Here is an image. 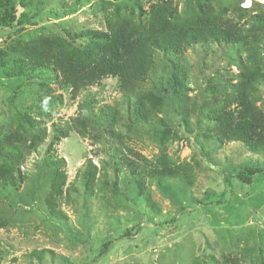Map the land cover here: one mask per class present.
I'll return each mask as SVG.
<instances>
[{
	"label": "rangeland",
	"instance_id": "obj_1",
	"mask_svg": "<svg viewBox=\"0 0 264 264\" xmlns=\"http://www.w3.org/2000/svg\"><path fill=\"white\" fill-rule=\"evenodd\" d=\"M161 3L182 17L210 4L225 9L247 47L156 51L152 72L128 98L106 78L72 99L52 74L22 68L42 45L82 50L85 31H105L114 14L144 20ZM255 14L264 17V0H0V172L10 177L0 180V264H264V172L243 180L247 168L264 171V151L214 142L205 119L251 49L264 65ZM255 98L264 114V85ZM54 124L68 130L58 145ZM9 147L19 151L10 159ZM48 148L64 159L63 180ZM122 159L141 178L119 170ZM162 159L182 171L170 190L146 175ZM88 160L95 175L86 184L79 172Z\"/></svg>",
	"mask_w": 264,
	"mask_h": 264
},
{
	"label": "trees",
	"instance_id": "obj_2",
	"mask_svg": "<svg viewBox=\"0 0 264 264\" xmlns=\"http://www.w3.org/2000/svg\"><path fill=\"white\" fill-rule=\"evenodd\" d=\"M252 25L264 31V17L251 16ZM15 17L10 16L7 23ZM23 28L27 24H20ZM19 26V27H20ZM31 26H34L32 24ZM87 44L84 49H67L66 47L41 46L32 55L33 63L22 66L29 73L48 72L58 78L62 86L70 87L72 99L98 85L106 78L118 81V91L125 98L137 96L155 65L154 54L159 51L169 56H183L186 49L194 45L232 44L240 42L247 47V36L224 9H216L213 5L189 11L180 16L172 3L156 4L146 19L132 21L114 14L106 22V30H88L80 35ZM243 43V44H242ZM250 52V51H248ZM259 54L251 49L248 56L240 62V72L235 83L222 102L213 108L206 120L211 123L214 142L242 143L249 151L258 154L264 151V114L256 106V94L264 85V65H259ZM50 65V67H46ZM50 68V69H48ZM46 70V71H45ZM137 102L142 103L138 97ZM113 116V114H111ZM52 145H58L61 139L67 138L68 130L53 125ZM17 147H9L6 151L8 159L18 154ZM53 167L62 168V180L66 177L65 162L62 158L50 155ZM5 155L2 156L4 158ZM6 158V157H5ZM56 158V159H53ZM155 165L146 175L159 187L170 190L168 183L176 180L182 173L178 167H170L167 160ZM116 167L128 172L135 180L141 178L137 165L127 159L118 160ZM264 172L259 167L247 168L246 184H251V176ZM9 170L0 172L3 184L9 180ZM83 182L88 184L94 178L95 167L88 160L84 169L79 172ZM59 178L56 171V180ZM141 180V179H140ZM107 184V183H106ZM54 213V211H52Z\"/></svg>",
	"mask_w": 264,
	"mask_h": 264
}]
</instances>
